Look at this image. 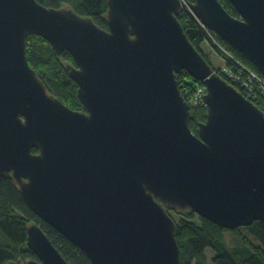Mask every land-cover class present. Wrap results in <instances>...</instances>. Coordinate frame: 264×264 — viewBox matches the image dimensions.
<instances>
[{"label": "water", "instance_id": "95a60500", "mask_svg": "<svg viewBox=\"0 0 264 264\" xmlns=\"http://www.w3.org/2000/svg\"><path fill=\"white\" fill-rule=\"evenodd\" d=\"M194 0L211 31L264 77V0ZM103 29L70 7L0 0V177L81 249L91 264H181L176 221L193 210L235 229L264 220V109L212 68L179 21V0H108ZM43 37L84 110L52 95L28 63L27 38ZM208 90L198 135L177 74ZM33 150L39 152L34 153ZM37 260L70 264L35 222Z\"/></svg>", "mask_w": 264, "mask_h": 264}, {"label": "trees", "instance_id": "16d2710c", "mask_svg": "<svg viewBox=\"0 0 264 264\" xmlns=\"http://www.w3.org/2000/svg\"><path fill=\"white\" fill-rule=\"evenodd\" d=\"M37 1L48 8L57 9L62 8L61 5L64 2V0ZM78 1L79 3H70L72 6L70 8L83 17L87 16L93 19L95 24L107 30L108 0ZM220 1L229 13L234 17H240V13L237 12L231 2L228 0ZM184 12L182 10L178 18L184 27L186 35L203 57L207 58L213 68L212 59L209 58L206 52L204 53L201 47L207 37L205 30L198 24L195 15L190 12L188 14ZM220 40L226 46H229L236 56H239L248 66H251L260 74L258 68L250 59L243 56L239 51L237 52L221 38ZM26 44L28 63L48 87L49 92L72 109L84 110V106H82L79 96H77L78 85L73 81L67 70L68 65H76L72 54L65 50L62 55H58L53 51L51 44L46 39L34 34L28 36ZM60 59L71 63L64 67ZM216 72L219 73L218 70ZM219 74L225 78L221 73ZM185 79L188 81V85L199 81L194 80L186 70L177 74L180 91H182L183 97L187 100L182 86ZM225 79L240 91L242 90L233 84L230 79ZM258 94L260 102H264V91L259 90ZM253 101L260 109H264L263 104L261 105L259 100ZM191 111L190 127L198 135L199 124L207 119V108L197 107V109ZM33 152L39 151L33 150ZM180 210L185 212L184 217L178 223L176 222V236L180 246L181 264H264V220H256L251 225L227 229L198 216L193 210ZM32 222L43 228L48 238L52 240L54 246L58 248L61 255L70 264H91L90 259L87 258L81 249L72 244L55 227L46 223L33 212L31 207L25 202L14 179L0 177V264H6L10 261L24 263L30 261V259L37 260V255L29 249L27 244V227ZM227 232L232 233L233 241L238 240L241 243L238 247L232 248L228 244L225 237ZM207 248L212 249L216 253L211 262H208L205 253Z\"/></svg>", "mask_w": 264, "mask_h": 264}, {"label": "rangeland", "instance_id": "374dc122", "mask_svg": "<svg viewBox=\"0 0 264 264\" xmlns=\"http://www.w3.org/2000/svg\"><path fill=\"white\" fill-rule=\"evenodd\" d=\"M70 3H72V4L73 3H79V1L78 0H64V2H62L61 7L62 8L63 7H70L71 6ZM184 13L188 14L189 11H185ZM178 15L180 16V14H178ZM214 34L217 35L216 33H214ZM213 37H214V39H212V37L207 35V37L205 38L204 43L201 46L203 48L204 53L206 52V54H208L209 58L212 59V63L214 65L213 68H215L216 71L218 70L219 73H221L225 78L230 79V81H232V83L235 84L238 88H241L242 89L241 92L244 95L245 94L248 95L250 93L252 98H254L256 101L259 100V102H260L258 91L259 90L261 91L262 87L260 88L259 84H257V83L254 84V82H251V83L249 82V84L248 83H244L245 80H241L240 78L237 77V75L234 74L232 76L231 73H230L231 72V67H227L229 65L228 63L230 61H235L236 57L239 58L242 62H244V61L239 56H236L233 52H232L233 53L232 54L233 57L230 56L228 51H226V50H230V47L226 46L224 43H222V41L219 39L220 37L219 38L217 36H213ZM60 62H61V64L64 67L68 63H71V62L66 61V60L64 61L63 59H60ZM71 65H73V64H71ZM189 81H191V80H189ZM197 84H198V82H196V83L193 82V84L189 83V85H188V81L186 79H185V81H183L182 86H183V90L185 91V96L188 97L187 100L190 101V99L196 97V95H197V90H196L197 87H196V85ZM252 85H254V86L256 85L254 92H251V88L250 87ZM244 87H247L248 91ZM245 91H247L249 93H245ZM260 103H261V105L263 104V106H264V102L261 101ZM192 106H190L191 107L190 110L197 109V108H195L193 103H192ZM198 107H204V106H198ZM191 113H192V111H191ZM10 178H12V177H10ZM167 211L170 213V215L172 216L174 221H176L177 223L185 215V212L183 210L179 211V210H174V209L167 208ZM196 219H197V217H196ZM225 237H226V240L228 241V244H230V246L232 248H236V247H238L241 244L238 240H235V241L232 240V233H230V232H227ZM205 253H206V256L208 258V262H211L214 259V257L216 256V253L213 252L212 249H210V248H207L205 250Z\"/></svg>", "mask_w": 264, "mask_h": 264}, {"label": "built area", "instance_id": "2783aa9c", "mask_svg": "<svg viewBox=\"0 0 264 264\" xmlns=\"http://www.w3.org/2000/svg\"><path fill=\"white\" fill-rule=\"evenodd\" d=\"M192 2H194V1H192ZM192 2H191V0H181V4H183L182 10L183 11H189L192 15H195L198 24L205 30V32H206L207 35H209L210 37H212V39H214L213 36H217L219 38L218 35H215L213 33V31H211V29L207 25H205L197 17L196 14H194V12L191 9V3ZM226 51H228L229 55L232 56L233 53H232L231 50H226ZM228 64L229 65L227 67H231V72L230 73H231L232 76L234 74L237 75V77L240 78L241 80H245L244 83H248V84H249V82L250 83L251 82H254V84L257 83V84H259L260 88L262 87V91H264V77H263L262 74H259L258 72H256L254 69H252L251 66H247L244 62H242L237 57H236L235 61H230ZM196 87H197L196 88V90H197L196 97L190 99V101L189 100H187V101L189 102L190 106H192V103H193V105L195 106V108H197L198 106H204V107H206L204 98L207 95L208 90H206V86L202 82H198V84L196 85ZM244 88L247 89V91H248V88L247 87H244ZM250 88H251V92H254L255 91V86L254 85H252ZM247 91H245V93H249ZM245 96L248 99H250V100L251 99L255 100L254 98L251 97L250 93L248 95L245 94Z\"/></svg>", "mask_w": 264, "mask_h": 264}, {"label": "bare ground", "instance_id": "6f19581e", "mask_svg": "<svg viewBox=\"0 0 264 264\" xmlns=\"http://www.w3.org/2000/svg\"><path fill=\"white\" fill-rule=\"evenodd\" d=\"M180 1V3H181V0H179ZM16 182V181H15ZM17 184V183H16ZM19 186V185H18Z\"/></svg>", "mask_w": 264, "mask_h": 264}, {"label": "flooded vegetation", "instance_id": "af4514ba", "mask_svg": "<svg viewBox=\"0 0 264 264\" xmlns=\"http://www.w3.org/2000/svg\"><path fill=\"white\" fill-rule=\"evenodd\" d=\"M182 10H180V12H181ZM198 81V80H197ZM200 82V81H199ZM83 111V110H82Z\"/></svg>", "mask_w": 264, "mask_h": 264}]
</instances>
